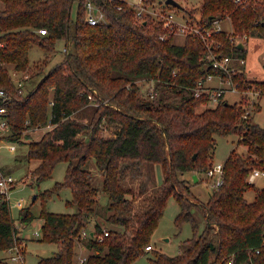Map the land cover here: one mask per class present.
I'll return each mask as SVG.
<instances>
[{
  "label": "trees",
  "instance_id": "trees-1",
  "mask_svg": "<svg viewBox=\"0 0 264 264\" xmlns=\"http://www.w3.org/2000/svg\"><path fill=\"white\" fill-rule=\"evenodd\" d=\"M2 1L0 90L6 94L0 95V107L6 106L2 115L11 127L6 137L28 144L29 158L39 160L32 170L38 182L49 178L59 161H68L65 179L42 195L47 201L70 187L67 204L76 207L56 212L44 204L41 240L57 242L59 250L41 257L40 264H81L75 259L79 243L91 250L82 264H132L154 249L146 246L172 193L181 207L177 223L191 220L194 235L184 241L179 254L156 251L150 257L152 264H264V185L249 181L255 168L264 169V126L254 120L260 105L250 109L225 95L211 105L208 92L195 96L187 88L208 72H217L209 64V51L247 57V48H240L235 37L264 36V0H203L199 17L184 5L181 9L189 21L205 25L228 16L234 30L214 32L209 41L187 34L182 42L153 17L139 20L126 4L117 9L101 0L109 22L91 25L85 20L82 0L74 24V0ZM41 27L47 28L46 34L39 31ZM59 39H65L68 47L63 58L25 94L13 82L9 65L33 72L30 47L39 44L50 53ZM35 67L43 70V64ZM153 78L159 92L145 96L143 83ZM234 79L240 91L264 93V79H250L243 68ZM88 104L95 106L92 119H78L75 112ZM103 122L112 127L106 134L101 133ZM48 124L39 138L23 139L24 130ZM230 134L239 138L224 162L223 184L213 185L206 201L189 200L177 188L179 184L187 188V178L181 174L207 172L214 164L217 135ZM241 144L244 151L239 150ZM145 162L162 165L164 183L152 187L143 204H136V193L123 180L128 174L140 176ZM93 166L109 195L103 213L110 226L96 219L100 187L94 182ZM251 189L254 197L249 199L246 193ZM193 208L205 217L201 230ZM35 217L29 207L20 211L23 223ZM93 220L94 228L88 230ZM105 228L109 234L99 240L97 235ZM21 239L10 199L0 191V249Z\"/></svg>",
  "mask_w": 264,
  "mask_h": 264
},
{
  "label": "rangeland",
  "instance_id": "rangeland-1",
  "mask_svg": "<svg viewBox=\"0 0 264 264\" xmlns=\"http://www.w3.org/2000/svg\"><path fill=\"white\" fill-rule=\"evenodd\" d=\"M134 2L135 0H128ZM152 3H164L165 0H149ZM183 5L189 7L197 17L200 16L199 8L201 7L203 0H179ZM150 3V5H152ZM4 2L0 0V10L4 7ZM81 6V0H74L72 3L71 18L73 24L76 22L79 10ZM179 16L185 14L184 9H178ZM141 20V19H139ZM72 24V25H73ZM221 24L223 29L232 32L233 22L228 16L221 18ZM176 40L184 41L185 35L181 33H175ZM236 42L243 41L247 48V57L245 64L241 65L244 67L243 70L246 72L247 77L250 79L263 80L264 79V36L258 34H250L249 37L237 34ZM67 46L65 39H59L56 43V49L53 52L46 51L41 45L33 44L29 50L30 66L33 67V72L29 71H18L15 70L12 64L9 65V72L12 76L13 82L21 87L23 92L29 93L34 90L38 83L42 80L45 74L54 66L56 63L61 61L64 56V50ZM49 58H47V57ZM47 59V61H46ZM46 61V62H45ZM237 63V62H236ZM43 64V70L38 72L35 66ZM31 73V74H30ZM149 84L143 83L141 92L148 96ZM53 92L50 93L52 96ZM225 97L230 101H239L245 107L254 109L260 105V109L254 113V120L264 126V93L259 90L240 91V90H228ZM214 105V102H210ZM95 106L88 104L83 106L75 112V116L83 121L92 119L95 113ZM48 116L51 119V103L48 105ZM4 116L0 115V166L3 167L4 171H8L16 179V185L9 189L8 196L11 203V212L16 222H20V211L23 208L29 207L30 210L36 215V217L30 222L26 223L23 228V233L26 237L25 245V260L24 262L13 261L11 259L12 251L9 249H0V258L6 255V259L3 258L7 264H40L41 257L52 256L59 250L57 242L41 240V235H36L35 231L39 229L42 232L43 218L41 217L42 210L45 206L52 211L56 212H72L76 209L75 206H69L67 200L72 197V190L70 187H64L60 191L53 193V195L45 201L42 192L46 189L52 188L57 181H63L66 176L68 161H59L56 167L53 169L52 175L38 182L33 176L32 170L39 163L38 159H30L28 156V144L20 141L10 140L6 137L11 132V127L3 125ZM50 128V125H43L37 127H31L24 130L22 133L23 139H36L39 138L44 131ZM101 133L102 130H101ZM104 134V133H103ZM239 135H217V145L214 153V164L224 163L227 159L230 151L237 144ZM246 147L239 145V150L244 151ZM144 165V164H143ZM142 165V174H143ZM156 167V182L159 186L164 183V172L162 165L159 163ZM94 170V182L100 187L99 199L100 204L98 207L99 214L96 215V219L102 223L103 226H110L106 221V214L104 210L107 209L109 203V195L102 190V175L97 172L96 167L93 166ZM142 174L140 176H142ZM199 180L194 181L193 176H190L189 172L181 174V178H187L185 185L187 188H182L179 184L178 191L185 195L189 200L195 202L206 201L212 190H213V179L208 176L207 172H200ZM140 176H134L128 174L123 180V184L126 187H131L136 193V204H143L145 197L152 193L151 184H148L150 178L146 180L140 178ZM143 179V180H142ZM154 183V182H153ZM257 186L264 185V175H260L255 179ZM36 198L34 199V196ZM145 196V197H144ZM246 196L249 199L254 197V190L247 191ZM181 211L180 203L174 193H172L168 199L165 211L161 217L157 227L151 235V244L154 249L148 251L146 254L141 255L132 264H152L150 257L154 255L156 251L165 252L170 255H176L182 252L184 248V241L194 235V227L191 220L183 221L181 224L177 223V216ZM194 215L200 220V230L204 227L205 217L202 212L197 208L192 209ZM94 220L91 222L88 230H93ZM25 223V222H24ZM18 227V226H17ZM20 231V229H19ZM21 236V235H20ZM77 254L75 259L79 261L81 256H87L91 250L87 246L86 249H82L79 244L77 245ZM78 251L80 253H78Z\"/></svg>",
  "mask_w": 264,
  "mask_h": 264
},
{
  "label": "built area",
  "instance_id": "built-area-1",
  "mask_svg": "<svg viewBox=\"0 0 264 264\" xmlns=\"http://www.w3.org/2000/svg\"><path fill=\"white\" fill-rule=\"evenodd\" d=\"M113 4L117 9H123L124 5H129L133 7L135 13L138 15L139 19L143 20L150 16L160 21L166 28H168L170 33H181L183 35L196 34L201 36L206 41H209L214 32H219L223 29L221 24V19H213L209 24L202 25L201 23L191 22L184 15L179 16L176 8L164 3H152L149 0H135L130 2L128 0H106ZM238 1V0H237ZM152 3V5H150ZM82 7L84 11L85 20L91 24H102L109 22L108 10L101 0H82ZM42 34L47 33L46 27L39 28ZM166 34H162V38H166ZM65 49H68L66 46ZM209 59V64L216 69L217 72H208L206 76L200 77L196 84L188 85L187 88L192 91L195 96H201L205 92H208L211 96L210 102H214V105L220 100L221 95H226L228 90H237V84L234 79V74L241 69L242 64L246 62L244 57H236L229 54H216L213 50L209 51L207 54ZM237 62V63H236ZM149 84L148 95L154 97L158 94V88L156 87L155 79L147 80ZM3 89L0 90V95H5ZM93 98V94L89 95ZM225 97V96H224ZM93 103L94 100H92ZM7 112L6 106L2 105L0 107V115ZM3 125H8L7 118L3 120ZM112 127L108 122H103L101 130L104 134L108 133ZM207 174L213 179V185L218 187L224 182V163L213 164L208 170ZM264 175V169L255 168L249 175V181L255 182V179ZM16 185V179L12 174L7 173L0 166V191L4 193L8 198V191L10 188ZM10 199V198H9ZM41 231L37 229L35 231L36 235H41ZM83 235H86V231H83ZM109 234V230L105 228L104 234H99L98 239L103 240L104 236ZM25 245L26 240L21 239V241L16 242L13 246L9 247V251H12L11 259L13 261L24 262L25 260ZM153 248L152 244H148L146 249L150 250ZM260 248L256 250L259 252ZM87 256H81L79 258V263H84Z\"/></svg>",
  "mask_w": 264,
  "mask_h": 264
},
{
  "label": "crops",
  "instance_id": "crops-1",
  "mask_svg": "<svg viewBox=\"0 0 264 264\" xmlns=\"http://www.w3.org/2000/svg\"><path fill=\"white\" fill-rule=\"evenodd\" d=\"M156 164H158L159 165V163H150V162H145L144 163V165H143V174H142V176H140V178H142L143 177V179L144 180H146L145 178H150L151 177V179L152 180H149L148 181V184H151L152 186H151V188L152 187H156V186H159L158 185V183H155L156 182V178H155V175H156V167H155V165ZM3 168V167H2ZM162 169H163V167H162ZM8 172V171H7ZM189 172V174H190V176H192L193 175V173L194 172H191V171H188ZM199 176V175H198ZM142 179V180H143ZM200 179V178H199ZM198 179V180H199ZM148 180V179H147ZM146 180V181H147ZM154 182V183H153ZM25 225H26V223H23V222H17V226L19 227V229H20V231H19V235H21L22 237H24V239L26 240L28 237H26L25 235H24V233H23V228L25 227ZM93 233H94V231H93ZM92 232H91V234H93ZM27 244V243H26ZM79 246L82 248V249H86L87 248V245H86V243L84 244V243H79ZM78 253H80L79 251H78ZM87 254H89V253H87ZM3 258H5L6 260V262H7V257H6V255H4L3 257H1L0 258V264H7L6 262H4V260H1V259H3Z\"/></svg>",
  "mask_w": 264,
  "mask_h": 264
},
{
  "label": "water",
  "instance_id": "water-1",
  "mask_svg": "<svg viewBox=\"0 0 264 264\" xmlns=\"http://www.w3.org/2000/svg\"><path fill=\"white\" fill-rule=\"evenodd\" d=\"M165 2L168 3V4H171V5L180 7V8H183L184 7V5L179 0H165ZM237 44H238V46L240 48H244L245 47V43L243 41H240ZM192 176H193L194 181H198L199 176H198V173L197 172H194ZM35 198H36V195L34 196V199ZM92 233H93V231H92Z\"/></svg>",
  "mask_w": 264,
  "mask_h": 264
}]
</instances>
